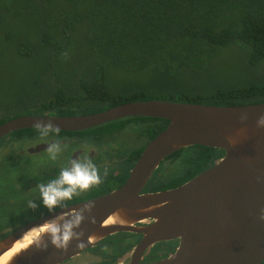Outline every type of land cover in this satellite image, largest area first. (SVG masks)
<instances>
[{"label":"trees","instance_id":"trees-1","mask_svg":"<svg viewBox=\"0 0 264 264\" xmlns=\"http://www.w3.org/2000/svg\"><path fill=\"white\" fill-rule=\"evenodd\" d=\"M0 33L7 53L28 62L15 98L10 105H0V124L24 114H92L131 101L218 106L264 102V83H194L208 79L210 62L229 45L245 48L251 65L264 61V0H0ZM78 68L83 70L76 76ZM147 71L156 79V89L148 87L155 86L150 81L138 89L115 91L116 72ZM49 87V95L36 106L25 104L47 94ZM131 118L151 124L149 140L168 124L160 118ZM30 131L38 132H16ZM223 154L200 145L182 148L161 162L147 189L177 187ZM167 161L179 165L160 176Z\"/></svg>","mask_w":264,"mask_h":264},{"label":"water","instance_id":"water-1","mask_svg":"<svg viewBox=\"0 0 264 264\" xmlns=\"http://www.w3.org/2000/svg\"><path fill=\"white\" fill-rule=\"evenodd\" d=\"M261 115L264 102L218 106L155 99L126 102L92 114H24L3 122L0 137L35 128L37 122L51 121L60 131H82L131 116L168 120L167 126L144 147L125 183L91 200L95 203L92 215L96 223L85 220L77 229L84 232L81 239L85 247H77L79 241L73 240L67 251L51 244L47 250H40L34 245L38 234L6 256L19 240L43 227L61 210L0 241V264H59L120 232L141 234L140 241L122 256L129 258L128 264H139L153 246L170 241L176 244L174 251L147 264H262L264 128L257 126ZM193 145L221 149L224 154L177 187L142 192L166 157Z\"/></svg>","mask_w":264,"mask_h":264},{"label":"flooded vegetation","instance_id":"flooded-vegetation-1","mask_svg":"<svg viewBox=\"0 0 264 264\" xmlns=\"http://www.w3.org/2000/svg\"><path fill=\"white\" fill-rule=\"evenodd\" d=\"M50 97L52 98L53 96ZM100 105H105V103ZM131 117L101 124L96 126L98 127L96 131H86L89 129L60 131L58 137L50 135L47 139H41L39 132L22 133L16 132L17 130L0 137V241L30 223L54 214L49 212L42 204L39 195V184H47L59 175L62 168L71 167L70 162L72 160H80L85 154L92 158L101 173H103L104 169H107L108 175L104 178V182L101 185L81 193L79 197L74 198L69 203V206L72 207L103 197L119 189L128 178L133 164L144 147L151 140L148 139V132L153 128L151 124L147 121L133 120ZM128 129H133L135 136H123L125 132H128ZM121 138H127L130 140V144L128 146L122 145L120 143ZM57 139L60 140L63 150L56 160H52L48 155L47 147ZM124 148L127 153L121 156L119 149ZM164 169L162 168L158 171L160 176L162 173L168 176L169 171L165 173ZM149 181L145 184L142 190L143 193L156 192L147 189ZM31 200L39 205L34 211L28 207ZM61 210L63 209L57 208L56 212ZM140 239L141 234L133 232H120L109 235L59 264H68L73 260H77L80 255L87 253L89 249L100 243H103L106 248L114 246L112 253L105 257L108 261L111 260V264H128L129 258H122V256L126 251L132 249ZM131 242L134 243L131 244ZM170 243H173V241H170ZM154 247H152L148 255L140 259L139 264H147L166 257L174 251L176 244L173 243V245L169 246L162 256L156 254L158 251ZM89 254L90 260L87 263L94 264V262L100 260L96 256L95 251Z\"/></svg>","mask_w":264,"mask_h":264},{"label":"rangeland","instance_id":"rangeland-1","mask_svg":"<svg viewBox=\"0 0 264 264\" xmlns=\"http://www.w3.org/2000/svg\"><path fill=\"white\" fill-rule=\"evenodd\" d=\"M7 51L6 43H0V53L4 52L3 56L0 58V105L11 104V101L15 98V90H18L19 86L24 81V76L27 72L23 67L26 66L28 62L9 55ZM209 65L208 79L206 78L201 82H196L194 80L196 85L204 83L208 85V82H214V85L243 87L252 83H264V61L262 60L252 65L249 64L245 48L235 44L229 45L228 48H223ZM82 70V68L76 69V76H78V74L81 75ZM115 74L116 75H114V80L112 82L115 91L122 92L123 90H129L131 88L138 89L149 85L150 81H153L155 84V86L149 85L148 87L150 89H156L159 86L156 83V79L151 78V73L148 71L139 74H125L118 72ZM186 78H188V76ZM177 79L181 80L182 76L179 75ZM166 88H168V86L164 87V89ZM50 91L51 88L48 90L47 94H43L39 97L36 95L30 99H26L25 104L36 106L44 98V96L46 97L49 95ZM134 132L135 131L133 129H128V132H125L123 136H135ZM120 143L124 146H128L130 144V140L127 138H121ZM119 152L120 155L123 156L126 155L127 150L125 148L119 149ZM176 164L179 165L176 161H167L165 163V173L169 171L170 166H174ZM132 243L134 242H131V244ZM169 246L171 245L168 242H160L155 245L154 249H157V255L162 256L168 250ZM104 249L105 246L103 243H100L99 245L89 249L87 253L80 255L77 260H73L68 264H90L87 263V261L90 260L89 253L92 251H95L96 256L100 259L97 262H94V264H111V260L108 261L105 257L112 253L114 246L107 248V251Z\"/></svg>","mask_w":264,"mask_h":264},{"label":"clouds","instance_id":"clouds-1","mask_svg":"<svg viewBox=\"0 0 264 264\" xmlns=\"http://www.w3.org/2000/svg\"><path fill=\"white\" fill-rule=\"evenodd\" d=\"M67 56V53H64ZM242 119H246L242 116ZM257 126L264 128V115H261L257 121ZM35 128L39 132L41 139H47L50 135L59 136L60 127L54 125L51 121L47 124L37 122ZM63 146L60 140L50 143L47 152L52 160H56L62 152ZM71 167H64L60 170L59 175L47 184H39V195L42 204L49 212H56L57 208L63 209L53 218L43 223V231L35 241V247L40 250H47L49 244L57 249L67 251L73 240L79 241L77 247H85L82 241L83 231H77L85 220L96 223V217L92 215L95 208L94 201L83 203L82 207H70L69 203L81 193L87 192L93 187L99 186L104 182V178L108 175V170L104 169L103 173L98 168L92 158L85 154L80 160H72ZM29 209L36 210L39 205L34 201H29ZM151 210L145 209V211ZM264 220V214L260 217ZM39 227V226H34ZM90 242V240H89ZM107 251V248L104 249Z\"/></svg>","mask_w":264,"mask_h":264},{"label":"bare ground","instance_id":"bare-ground-1","mask_svg":"<svg viewBox=\"0 0 264 264\" xmlns=\"http://www.w3.org/2000/svg\"><path fill=\"white\" fill-rule=\"evenodd\" d=\"M43 229V227L34 230L32 233H30L29 235L23 237L21 240H19L16 245L14 246V248L12 250H10L8 253H6V256L10 253V252H14L17 250H20L26 243L29 242V240L31 239V237L33 236H37L38 234H40L41 230Z\"/></svg>","mask_w":264,"mask_h":264}]
</instances>
